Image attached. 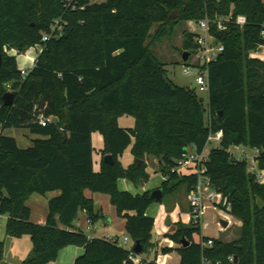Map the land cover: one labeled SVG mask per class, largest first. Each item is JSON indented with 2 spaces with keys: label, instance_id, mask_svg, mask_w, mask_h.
Returning a JSON list of instances; mask_svg holds the SVG:
<instances>
[{
  "label": "trees",
  "instance_id": "obj_1",
  "mask_svg": "<svg viewBox=\"0 0 264 264\" xmlns=\"http://www.w3.org/2000/svg\"><path fill=\"white\" fill-rule=\"evenodd\" d=\"M177 12L180 20L195 23L230 13L247 18L243 27L231 24L225 31H213L224 50L204 67L208 108L196 89L169 79L165 64L147 43L153 25L171 24ZM263 31L264 0H0V214L7 216V236L31 237L32 250L21 264H49L71 245L85 249L74 264H124L136 242L143 253L153 249L157 256L158 245L152 241L155 218L148 214L157 201L150 191L120 190L119 180L136 187L147 184L146 161L154 156L161 160L164 195L172 181L187 182L190 192L198 176L181 177L172 168L187 146L195 144L201 151L218 131H223V140L210 150L207 174L231 204L229 213L240 219V235L203 246L208 237L202 242L194 238L201 226L181 224L167 234L181 246L160 251H177L179 264H203L204 258L213 264H264V181L249 171L248 159L230 152L237 146L258 149L259 169L264 170V60L250 56L264 48ZM196 36L186 33L182 54L195 52ZM39 44L42 51L23 77L17 55ZM7 85L15 94L12 105L4 103ZM42 97L46 107L39 109ZM125 115L135 118L134 127L119 124ZM53 117L59 122L51 123ZM9 128L29 129L44 138L21 148L4 134ZM94 132L105 139L98 172ZM130 147L135 161L125 167L120 157ZM108 154L112 164L104 161ZM86 190L110 196L118 215L126 219L131 248L75 229L80 211L93 224L103 216ZM51 191L60 194L49 201L46 223L33 222L27 200ZM0 264H11L1 238Z\"/></svg>",
  "mask_w": 264,
  "mask_h": 264
},
{
  "label": "rangeland",
  "instance_id": "obj_2",
  "mask_svg": "<svg viewBox=\"0 0 264 264\" xmlns=\"http://www.w3.org/2000/svg\"><path fill=\"white\" fill-rule=\"evenodd\" d=\"M103 1L105 0H90L91 3H101ZM180 17V13L177 12L175 14V21L171 24L164 25L162 23H155L153 25L147 43L150 44V48L160 59V61L165 64L169 79L176 85L185 88H192L196 82L197 69L194 66H191L192 71L190 73L184 72V68L187 66L185 64L186 61L183 60L182 51H184V41L186 39V33L189 31L198 32L199 30L195 21L180 20ZM177 19L179 20L176 21ZM162 28H164L163 32L161 31L160 33H158ZM42 48V45L39 44L34 46V48L24 52L23 54L17 55V61L19 65H21L22 57L24 55L29 54V52L39 54ZM5 49L9 54L18 53V50L15 48ZM250 56L253 58L264 60V48H261L259 51H253ZM37 57L35 58V61ZM190 62L191 61L187 63L189 64ZM33 66H28L27 69H31ZM7 89L11 91L10 85H7ZM196 92L200 97L204 98V105L206 108H208V91H200L199 88H197ZM29 132L30 131H28V134L32 136ZM21 145H23V143ZM233 150L236 151V149L234 148ZM246 151L248 154H252L251 148L246 147ZM155 158L158 159L154 156L149 157L150 160ZM247 159L250 168L254 165V162H252L251 158ZM152 165L153 167H158V169L160 170V165H157V163H153ZM177 183L178 181L170 182V189L164 195L163 199L161 201L154 202L148 210V213L155 216V224L152 229V241L154 243H157V245L159 243L162 246L166 244H169V246H178L179 243L170 239L167 234L173 233L181 224L185 227L192 226L190 219V206L188 202V184L187 182ZM157 187L158 186H156L155 188ZM106 195L108 194L99 193V196ZM103 209V216L97 218L94 221L95 232L92 231L87 233L86 231L85 233H90L92 235L96 233L98 237H116L119 239H123L124 236H129L126 229V219L118 215L116 207L111 203L110 200L107 202L106 206H104ZM221 219L228 220L229 224L227 227H223L221 225ZM6 221L7 216H3L0 218V238L5 241V245L8 250L10 249V251L16 252L18 249V243H16V240H18L19 238L6 235ZM200 226L201 232L194 235L195 241L202 242L203 237H208L216 240H221L223 242H231L236 240L240 235L241 221L237 217L228 214L226 211L219 207L210 206L205 209ZM23 238H28V244H32V240L29 235H25L23 236ZM11 242H15L16 245L11 244ZM132 245L133 240L131 239L128 246L130 247ZM23 249H25V247ZM29 249L32 250V247H29ZM154 254L152 253L151 255L154 256ZM158 255L165 261H169L172 259V256L163 254L161 251L158 253ZM231 258L232 257H230L229 259L232 260Z\"/></svg>",
  "mask_w": 264,
  "mask_h": 264
},
{
  "label": "built area",
  "instance_id": "obj_3",
  "mask_svg": "<svg viewBox=\"0 0 264 264\" xmlns=\"http://www.w3.org/2000/svg\"><path fill=\"white\" fill-rule=\"evenodd\" d=\"M247 18L245 15L239 14L235 16L233 13L218 16L216 18L205 17L201 19L197 24L198 32L196 42L198 47L195 52L189 56L186 61V66L184 68L185 73H190L191 66L197 69L196 72V89L199 88L200 91L209 90L208 82V69L204 68L211 62L216 61L220 53L224 50V45L217 41V38L213 31L216 32L225 31L231 24H236L241 27L246 25ZM192 32V31H191ZM193 33V32H192ZM264 34V31H263ZM48 39V35H44L43 41ZM260 50V49H259ZM258 50V51H259ZM42 51V50H41ZM191 61L189 64L187 62ZM30 69H21V74L23 77L27 76ZM41 125L46 126L47 120L41 117ZM223 131H218L212 133L207 141V145L200 151L195 144L187 146L181 157L176 160L175 166L172 168V172H176L181 176H198L197 185L189 192L188 202L190 206V219L193 225H200L202 217L204 216L205 209L210 206H215L223 209L228 214H230L231 204L228 202L227 198L223 193L217 191L211 184V179L207 174V162L209 160V153L212 147L218 146L223 140ZM236 149L235 150H233ZM230 148V152L234 154L239 159L251 158L254 165L249 168L250 172L256 174V178L260 181H264V170L259 169V150L251 148L252 154H248L245 146H237ZM236 152V153H235ZM4 215L0 214V218ZM228 217V216H227ZM88 228H91L92 222L88 218ZM75 229L81 230L78 226ZM107 240L114 244H119L120 246L129 247V242L131 238L129 236H124L123 239L116 237H106ZM213 239L209 238L207 242H203V246H212ZM154 253L153 249H149L147 253H137L135 250L130 251L128 259L124 264H161L156 259L151 257ZM233 260V258H231ZM203 264H213L207 259H203ZM215 264H223L222 262H217Z\"/></svg>",
  "mask_w": 264,
  "mask_h": 264
},
{
  "label": "crops",
  "instance_id": "obj_4",
  "mask_svg": "<svg viewBox=\"0 0 264 264\" xmlns=\"http://www.w3.org/2000/svg\"><path fill=\"white\" fill-rule=\"evenodd\" d=\"M32 48H34V47H32ZM32 48H30V49H32ZM30 49H28V50H30ZM37 55L38 54H34L32 52H29V54L24 55L22 57L21 65H19V63H18L19 68L23 69V68H28V66H30V67L33 66L35 64V58L37 57ZM32 62H33V64H32ZM135 122L136 121H135V118L133 116L125 115V116L119 118V124L124 128L134 127ZM28 131H30V130L25 129V128H9V129H6L4 131V134L14 137L17 141V144L21 148H28L34 144L35 139L44 138L42 136H39V135H36V134L29 132L33 136L32 137L28 134ZM21 142L23 143V145H21L22 144ZM92 144H93V148H94V152H93L94 170L96 172H98V171H100L101 162L103 159L102 151L105 149L104 136L99 132H94L92 134ZM120 161L125 167H128L129 165L133 164V162L135 161V158L131 152V147L128 148L125 151V153L120 157ZM146 162L148 163V172L150 173L149 182L147 184L137 188L133 183L127 181L126 179H120L119 184H118L120 190H127V191L134 193V194H142L145 191H151V190L157 189L158 187L161 186V184L163 183L165 178L160 173L158 167H153V165H152L153 163H157V165H160L161 160L156 159V158L150 160L148 158ZM156 186H158V187L155 188ZM59 194H60V191H51L45 195H41L38 193L32 194L29 197V199L27 200V205L31 208V211H32L31 220L35 223L45 224L47 221L49 201L52 198L58 196ZM85 194L88 198H91L94 201L96 211L103 212L104 206H106L107 202L110 200L109 195L99 196V193L92 192L90 190H86ZM102 197H104V198H102ZM148 214L150 216H153V214H150V213H148ZM153 217L155 218V216H153ZM87 221H88V216H87L86 212L80 211L78 218L75 221V226H78L83 232H86V231H87V233L92 232V231L95 232L94 231L95 230L94 224L92 223L91 228H88L89 226H88ZM239 224H240V222H239ZM59 226L62 227V224H59ZM87 235L89 237H98L96 233L93 235L89 233ZM102 238H106V237H102ZM16 241H17L16 243H18V246H17L18 249L16 252H12V251H10V249L8 250L6 245H5V260L11 264H21L23 261H25L27 259V256L29 255L30 250H31V249H29V247H32L31 246L32 244H30V245L28 244L29 243L28 238L24 239L22 237ZM16 243L11 242V244H13V245H16ZM166 246L173 247V248H179L180 244L178 246H172V245L169 246V244L162 246L158 243L157 249L160 252V248L166 247ZM24 247H25V249H23ZM84 252H85V249L83 247L75 246V245L67 246L59 252L57 260L54 262H51L49 264H74L76 258L83 255ZM167 255L172 256L171 257L172 259L169 261H165L162 259V257L160 258L158 254H157V256H155V254H154V256L151 255V257L153 259H156L161 264H179L180 263L181 256L177 251H174V252L169 253Z\"/></svg>",
  "mask_w": 264,
  "mask_h": 264
},
{
  "label": "water",
  "instance_id": "obj_5",
  "mask_svg": "<svg viewBox=\"0 0 264 264\" xmlns=\"http://www.w3.org/2000/svg\"><path fill=\"white\" fill-rule=\"evenodd\" d=\"M189 56H190L189 52L185 51L183 53V60L187 61ZM1 59H2V53H1V48H0V60ZM192 88L196 89L195 84L193 85ZM14 98H15V94L12 91L6 92L3 96L5 105H12L14 103ZM201 102H204L203 97H201ZM37 104H38L39 109H44L46 107V102H45V99L43 97L41 98V100H39L37 102ZM58 122H59L58 117H53L51 119V123H53V124L58 123ZM104 161L112 164L113 163V156L111 154L106 155L104 157ZM140 163H141V160H138V164H140ZM149 195L152 199L156 200L157 202L161 201L164 197V189L162 187H159L157 189L151 190ZM220 223L223 227H227L229 224L228 220H226V219H221ZM182 243H183V245L189 244V242L186 240H183ZM134 250L137 253H141L143 251V248H142V245L140 244V242L135 243ZM235 263H237V259L235 260Z\"/></svg>",
  "mask_w": 264,
  "mask_h": 264
}]
</instances>
